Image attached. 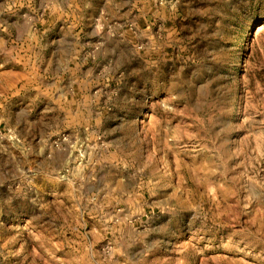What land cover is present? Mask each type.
Wrapping results in <instances>:
<instances>
[{"label": "rangeland", "instance_id": "1", "mask_svg": "<svg viewBox=\"0 0 264 264\" xmlns=\"http://www.w3.org/2000/svg\"><path fill=\"white\" fill-rule=\"evenodd\" d=\"M0 264H264V0H0Z\"/></svg>", "mask_w": 264, "mask_h": 264}]
</instances>
